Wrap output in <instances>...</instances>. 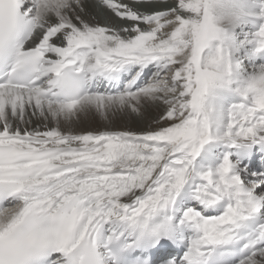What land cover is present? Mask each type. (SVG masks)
Returning a JSON list of instances; mask_svg holds the SVG:
<instances>
[{
  "label": "snow or ice",
  "instance_id": "snow-or-ice-1",
  "mask_svg": "<svg viewBox=\"0 0 264 264\" xmlns=\"http://www.w3.org/2000/svg\"><path fill=\"white\" fill-rule=\"evenodd\" d=\"M0 264H264V0H0Z\"/></svg>",
  "mask_w": 264,
  "mask_h": 264
},
{
  "label": "bare ground",
  "instance_id": "bare-ground-1",
  "mask_svg": "<svg viewBox=\"0 0 264 264\" xmlns=\"http://www.w3.org/2000/svg\"><path fill=\"white\" fill-rule=\"evenodd\" d=\"M100 19H103V17L101 16ZM155 115V112H151L149 114V119ZM147 124V120H139L135 117H126L123 118L121 120H118L116 122V126L118 128H132V129H142L146 126ZM86 128H101L102 124L101 121L99 120V118H94V119H90V120H86L85 124L83 125Z\"/></svg>",
  "mask_w": 264,
  "mask_h": 264
}]
</instances>
